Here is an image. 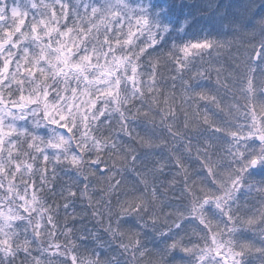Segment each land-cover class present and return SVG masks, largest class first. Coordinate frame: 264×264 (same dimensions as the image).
<instances>
[{"label":"snow or ice","instance_id":"6c2138e0","mask_svg":"<svg viewBox=\"0 0 264 264\" xmlns=\"http://www.w3.org/2000/svg\"><path fill=\"white\" fill-rule=\"evenodd\" d=\"M56 4L61 9L68 7L63 0H54L52 4L44 3V0L40 3L36 0H0V189L3 190L0 192V264H16L20 252L24 253L20 264H27L29 257H32V264H53L50 259L45 262L41 257H33V247L41 256L57 257L59 264H101L98 254H93L95 258L78 255L74 250L75 242L69 239L72 229L62 233L65 236L63 244L57 239L54 204H49L39 195L44 192L53 197L57 195L54 186L48 187L50 158L57 164L75 169L85 181L79 193L72 186L60 190L58 195L65 200V210L70 206L69 200L78 195L81 199L88 197L91 206L89 175L99 176L108 184L107 191L116 195V204L113 206L109 199L105 202V210L93 208L92 216L113 240L120 238L117 247L123 250L122 254L131 249L133 253L144 255L140 229L125 232L122 225L130 216L143 221L141 229L148 227L149 221L152 226L157 224L159 218L154 215L158 192L155 174H162L169 163H174L178 169L176 175L183 172L180 197L187 203L182 209L175 210L177 219L171 224L165 220L166 229L157 231L161 237H169L173 227L183 230L182 222L187 219L189 223L197 222L199 240L189 239L185 244L177 240L178 233H174L169 237L172 242L165 248L164 255L179 248L191 257L189 264H250L249 257L257 253L256 258L264 264V243L255 247L235 235L240 231L238 225L249 228L259 225L264 236V181L257 188L262 199L255 212L239 215L241 206L238 203V194L245 188L246 175L256 168L264 169V104L257 112L254 103L257 88L264 90V13L258 19H251V27L239 20L232 22L239 37L235 76L239 92L245 99L243 108L237 106L236 110L243 113V122L225 129L215 122L210 123L207 118L204 120L214 134L226 132L230 135L232 147L229 155L235 167L216 171L218 165L213 164L205 148L200 167L206 170L211 180L210 184L197 186L184 164V153L191 155L193 151L192 137L176 124L172 106H168L166 111L161 107L169 102L155 81V67L149 64L152 71L146 74L147 82L139 70L141 56L147 48H154L170 31L160 15L151 13V5L133 7L129 0H103L100 4L83 5L84 17L77 8L71 26L68 14L62 11L60 16L64 23L61 26L55 11ZM248 7L250 9L254 5ZM41 8L45 11H40ZM89 9L91 17H88ZM86 17L88 25L83 24ZM77 21H80L79 25ZM97 21L105 28L103 43H99L98 36L89 39L93 29L98 32ZM125 23L128 26L126 34L123 31ZM145 32L148 42L144 46L134 45L133 38ZM113 39L121 46L119 55L112 47ZM93 40L97 43H92ZM33 46L38 52L33 51ZM225 46L224 42L204 37L179 47L173 46L175 52L169 55L183 68L190 62L189 58L202 57L205 51ZM257 68L260 69L259 84ZM81 95L87 99L81 100ZM195 96L199 100L216 102L214 96L210 97L203 91L195 92ZM136 101L140 102V107ZM154 106L156 112H153ZM113 113L119 115V131L112 128L110 117ZM156 114L160 117L159 142L167 144L171 139L175 146L167 159L162 157L151 169L141 172L137 169L140 158L129 142L139 140L142 146L151 147L153 141L134 134L129 117L135 122L137 116L143 115L152 120L155 129L157 125L152 117ZM105 125L107 134L101 132ZM190 127L186 116L183 129ZM122 135H126L128 141H123ZM117 140L121 142L117 143ZM249 141H258V150L251 147ZM22 145H26L29 151L21 154L19 149ZM13 149L17 150L15 156ZM196 152L199 159L200 147H196ZM21 155L31 161L42 160L43 167L34 168L33 163L21 160ZM109 155L117 157L112 167L104 159ZM117 162L120 168H116ZM129 169L139 177L136 183L143 184L145 189L149 175L153 176L151 200L134 193L130 197L126 194L124 200L119 198L123 185V179L119 177ZM85 170L88 174H84ZM54 179L55 167L51 174V180ZM174 182L175 177L170 183ZM248 187L251 190V186ZM225 233L227 238H224ZM45 237L47 247L44 246ZM113 259L114 264H120L119 259ZM159 264L169 262L162 258Z\"/></svg>","mask_w":264,"mask_h":264},{"label":"trees","instance_id":"16d2710c","mask_svg":"<svg viewBox=\"0 0 264 264\" xmlns=\"http://www.w3.org/2000/svg\"><path fill=\"white\" fill-rule=\"evenodd\" d=\"M40 3V0H36ZM54 0H44V3L52 4ZM133 7H138L141 4L151 5V13H158L162 22L170 28V31L165 34L164 40L155 45L154 48H147L146 52L141 56V67L140 71L144 73V79L147 82V72L152 71L149 67L151 63L155 67V81L158 87L162 90L163 96L168 99V105H161L166 111L168 106H172L175 111V122L178 126L182 128L183 131L187 132L192 137L193 142V160L189 162L186 161V155L184 153V163L185 167L189 170V176L195 179L196 185H198L197 180L204 177V169L200 167L201 161L204 159V149L207 148L208 156L214 165H218L220 169L228 171L230 169V164H234L233 160L230 158L229 149L232 147L231 137L229 136L228 141L219 140L214 137L221 135L224 132L213 133V130L204 123L205 118L209 122H215L216 125H220L222 128L229 129L234 128L238 124L243 122V113L237 118L235 110L237 106L241 109L245 104V99L239 92L238 82L235 76L236 71V58L239 53L237 51L238 39H233L234 33L230 30L233 25L226 20V18L221 14L220 8L222 5V0H129ZM63 3L67 4L66 9H61L59 4L55 5V11L57 18L60 20V25L64 23L63 18L60 13L63 11L68 14V22L71 23L75 17V11L79 8L81 17H84L83 5L88 4H100L103 0H63ZM249 5H254L249 9ZM243 19L244 23L251 27V19L255 17L256 19L264 13V0H243L242 5ZM40 11H45L41 8ZM51 10H49L50 13ZM88 17H91V12L89 9ZM86 17L83 20L84 25H88L89 19ZM78 25L80 21L76 22ZM98 32L93 29V32L89 36L91 40L92 36L99 37V43H103L105 28L104 25L97 21ZM222 30V31H220ZM124 33L128 31L127 23H125ZM133 31H136L135 20H133ZM109 36L112 35L111 32L108 33ZM207 37L211 40L220 41L223 38L225 47L223 48H213L211 50L205 51L201 56L191 57L190 62L181 68L177 65L169 55L175 52L173 46L179 47L184 43L190 42L195 39H203ZM126 38V36L124 37ZM67 39V38H65ZM134 45L144 46L148 42L147 32L144 35H138L133 38ZM234 41L235 43L228 45L227 42ZM92 43H97L95 40ZM112 47L116 54L119 55L121 52V46L115 43L113 39L111 41ZM99 46V44L97 45ZM107 47V46H105ZM127 47V46H126ZM242 51V50H241ZM103 63V60L101 61ZM175 85V87H173ZM191 85V87H188ZM227 85V87H225ZM187 89V90H186ZM203 91L207 95L214 96L216 102L209 100H199L195 96V92ZM137 107H140V102H135ZM147 108V105L144 106ZM135 112V109H131ZM157 108L154 106L153 112H156ZM187 116V120L191 127L189 129H183V123ZM116 118V119H115ZM118 118V119H117ZM115 119V120H114ZM155 120L157 127L153 128L152 120L146 119L143 115L137 116L135 122L133 118L129 117L130 127L133 129L134 134H139L140 138L144 140L152 139L153 143L151 147L142 146L139 140L130 141L139 156L140 160L137 162V169L143 172L145 169H151L154 165L160 161L161 156L169 155L172 148L175 146V142L168 139L167 144L160 143L158 137L161 135L160 131V117L156 114L152 117ZM112 120V128L119 131V115L117 114ZM101 132L105 134L108 133L107 126L101 127ZM113 133V137H114ZM121 139L123 141H128L126 135H122ZM117 140V143H120ZM196 147H200L201 155L199 159L197 158ZM26 145L20 146V153L26 152ZM169 152H163V151ZM16 149H14V154H16ZM22 160L31 162L27 156L21 155ZM191 157V155H190ZM104 159L108 161L109 167H112V162L117 160L115 156H105ZM231 162V163H230ZM26 163V162H25ZM127 167V166H125ZM116 168H120V163H116ZM52 174L49 166L47 168ZM178 170L175 169L174 163H169L166 168H164L163 173L157 172L155 174V187L157 188V199L155 200V211L159 219L155 226L151 225L149 221V226L145 228H140L143 221L135 218L128 217L127 221L122 225V229L125 232H136L140 229L139 238L141 241V248L145 246V236L149 231H154L157 226L160 228H166L165 220L168 224H171L173 220L177 219L174 215L177 208H181L187 203V201L182 200L180 197V191L183 188V172L181 171L179 175H176ZM63 174V175H61ZM48 187H55L57 195L53 197L50 193L44 192L39 195L47 199L49 204H54L53 213L58 224L57 233L62 239L60 243H64L65 236L62 233L66 232L67 229H72L69 239L75 242L76 246H80L84 249L82 257H92L98 254L101 264H114V257L119 259L120 264H154L156 261H151L155 258V252L147 253L141 262L134 260L135 258L130 254L131 249L123 253V250L117 247V242L120 239L117 237L113 240L112 237L104 232L100 226L96 223V218L92 216L93 208L100 211H104L106 204L105 202L111 199L113 206L116 204V195L111 194L107 191L108 184L104 181L96 179L93 184L91 206H89V199H81L79 195L76 198L69 200V208L64 209L63 204L65 200L61 198L58 193L61 189L67 186H72L76 189V182L73 179H69L63 172L59 173L55 169V178L51 180ZM175 177V182L173 181ZM123 179V185L119 190V198L121 200L125 199L126 194L130 197L133 193L137 196L143 194L149 200L152 199L151 189L153 187V176L148 177V187L145 189L143 184H138V176L135 172L129 170L123 171L121 177ZM78 186V185H77ZM79 193V191H77ZM243 192V190H242ZM241 192L238 194V203H242L246 198ZM247 196V203L254 202L252 198L258 196L257 191L249 192L245 194ZM58 207H55L57 206ZM260 206L255 204V207ZM172 214V215H170ZM243 211L239 213L242 215ZM223 228V225H221ZM190 230L193 232L195 238L198 235L197 225L191 226ZM157 231V230H156ZM155 231V232H156ZM197 231V232H196ZM83 237H87L83 239ZM199 236V235H198ZM227 238V233L225 237ZM125 243H127V239ZM162 239L161 236H157V242L159 243ZM86 250V251H85ZM165 249L162 250L164 252ZM21 254L18 256L20 257ZM17 257V259L19 258ZM134 260V262L131 261ZM151 261V262H150ZM19 262L16 260V263Z\"/></svg>","mask_w":264,"mask_h":264},{"label":"rangeland","instance_id":"374dc122","mask_svg":"<svg viewBox=\"0 0 264 264\" xmlns=\"http://www.w3.org/2000/svg\"><path fill=\"white\" fill-rule=\"evenodd\" d=\"M242 5H243V0H222V5L220 8L221 14H223V16L226 18V20L228 22H230L232 24L233 21L239 20L242 21L244 23V19H243V10H242ZM45 19H47V17H45ZM31 17L28 18V21L30 22ZM233 25V24H232ZM222 31V30H220ZM231 33H234V28L232 27L230 30ZM239 37L235 34L233 36V39H238ZM220 41L223 42V38H220ZM33 51L38 52V49H35L33 46ZM256 77H257V84H259V78H260V69L257 68V72H256ZM15 87V86H14ZM7 90L5 89V96H6ZM81 100L87 99V97L81 95L79 97ZM6 100H7V96H6ZM254 103H255V110L257 112H259V108L261 104H264V90L259 89V87L257 88V91L255 93L254 96ZM235 113L237 114V118L242 115L240 112H237V110H235ZM117 115V113H113L110 117L114 118ZM103 119V118H101ZM116 119V118H115ZM114 119V120H115ZM118 119V118H117ZM41 132L43 133L44 130L41 129ZM215 139H217L215 142H218L219 140H224V141H228L229 136L226 132H224L221 135H217L214 137ZM249 145L251 147H254L258 150L259 148V142H253V141H249ZM26 151H29L28 149H26ZM51 151V150H49ZM163 152H169V151H163ZM13 154H14V149H13ZM6 155V153H5ZM16 154H14L15 156ZM169 155H164L161 156V158L163 157L164 159H167ZM160 158V160H161ZM232 159V157H230ZM20 159L22 160V156L20 157ZM186 161H190L193 160V155L191 154L187 157L186 155ZM26 163H33L34 168L39 166V167H43V161L42 160H37V161H25ZM231 163V162H230ZM185 164V163H184ZM48 166L49 169L53 170V167H55V169L59 172V173H64L66 176L69 177V179H73L76 184V189L77 191H81L83 190V183L85 182L83 180V176L82 175H78V173L76 172L75 169H70L67 165H63V164H57L54 160H52L50 158L49 162H48ZM231 168H234L235 165L234 164H230ZM175 169L178 170L175 166ZM220 167L218 166L216 168V171H220ZM204 177L200 180H197L198 185L201 184H210V180L211 178L207 176V172L204 169ZM48 174L51 175V173L48 171ZM84 174H88L87 171L85 170ZM19 175V174H18ZM63 175V174H61ZM56 179V178H55ZM96 179H99L100 181H104L103 179H101L99 176H92L89 175V180L87 181V183H89L90 187L88 189V193L89 196L92 197V192L91 189L93 188V184L94 181ZM264 169L261 168H256L255 170H252L250 174L246 175L245 177V188L241 190L240 194L241 196L243 195L246 199L240 203L239 205L241 206V210L243 211V214L241 216H246L247 214H250L251 212H255L257 208H259L260 206L255 207V204H259L260 205V200L262 199V194L259 193L257 191V188H259L261 186V182L264 180ZM105 182V181H104ZM6 183V182H5ZM251 186V190H249V187ZM183 187V186H182ZM257 191L258 196L255 198H252L254 202L252 203H247V196L245 194H249V192H254ZM0 192H3L2 189H0ZM31 194V190L29 195ZM239 196V195H238ZM87 198V197H85ZM184 224V228L183 230H179V229H175L173 227V230L171 233H169V237H171L174 233H178V235L175 237L177 240H182L183 243L187 244L189 242V239H191L192 241H197L199 240V232L198 235L196 234V237H194L193 235V230H190L191 226H195L197 225V222H193V223H189L187 219H185L183 222ZM223 225V224H221ZM238 227L240 228V231L237 232L235 235L238 239L244 240L246 242H249L251 244H253L255 247H260L262 243H264V236L261 235V230L259 225H253L251 228H249L247 225H238ZM157 229L159 230H165L166 228H160L159 226L156 227V229L153 231H149L146 233L145 239V246L144 248H141V251L144 252V255L141 256L139 254V252L133 253V251H130L129 255H132L137 262H141V259L149 252H155L153 259H151V261H156L154 264H159V262L161 261V259H165L169 262V264H189V261L191 259V257L185 255L179 248L176 250L171 251L168 255H164V252H162L163 249H165L167 247L168 244H170L172 241L169 237H162V239L160 240V242H157V236L159 235V232L156 231ZM156 231V232H155ZM29 236H31V232H29ZM126 238V237H125ZM57 239L60 242L62 239L57 235ZM200 243L202 244L203 241H200ZM44 246L47 247V237L44 238ZM78 255L80 257H82V254L84 252V249L80 246H76L74 249ZM86 251V250H85ZM19 254L20 257L17 259L19 262H17L16 264H20V261L24 260V253L20 252ZM257 253H253L250 257H249V261L250 264H260V261L256 258L257 257ZM32 256L33 257H41L42 259L45 260V262H47L49 259L53 261V264H59V260L57 257H52L49 255H44L41 256V253L35 250V247H33V252H32ZM134 260L131 259L132 262H134ZM150 261V262H151ZM27 264H32V257L28 258Z\"/></svg>","mask_w":264,"mask_h":264}]
</instances>
